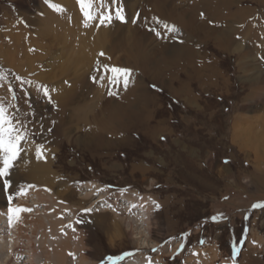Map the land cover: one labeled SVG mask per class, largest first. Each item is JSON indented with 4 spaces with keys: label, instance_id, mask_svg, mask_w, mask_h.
Listing matches in <instances>:
<instances>
[{
    "label": "rangeland",
    "instance_id": "374dc122",
    "mask_svg": "<svg viewBox=\"0 0 264 264\" xmlns=\"http://www.w3.org/2000/svg\"><path fill=\"white\" fill-rule=\"evenodd\" d=\"M116 7L126 22L101 24ZM91 13L0 0V103L27 134L13 189L34 217L63 219L61 264H264V156L248 143L264 135V0H93ZM104 65L130 69L128 86Z\"/></svg>",
    "mask_w": 264,
    "mask_h": 264
},
{
    "label": "bare ground",
    "instance_id": "6f19581e",
    "mask_svg": "<svg viewBox=\"0 0 264 264\" xmlns=\"http://www.w3.org/2000/svg\"><path fill=\"white\" fill-rule=\"evenodd\" d=\"M68 22L69 20H63L64 25L69 26ZM261 124H262L261 129L264 132V122H261ZM263 138L264 135L262 137L261 136L257 138L255 137V140H249L248 142L254 148L253 152L258 157V159L264 156ZM14 171L15 170H13V172ZM28 174L31 175V173ZM8 179L11 181V185H12L11 188L8 189V191H5L3 189V184L0 181V198H2L3 197L2 195L4 194L7 197L9 194H13V197L17 195V198L15 200H12L11 203H9L8 199L6 198H3L4 200L0 199V233H1L0 264H19V259L22 258L23 255L26 256L28 255L27 258L29 259L26 261V263L38 264V258H37L38 253L35 251V248L37 249L42 248L43 250L49 249L51 252L49 254L50 255L52 254V259H49L50 258L49 257L47 258L49 259L48 261H52L55 264L64 263L66 261L65 253L63 252L65 246L64 247L62 246L60 242L62 238L58 234V229L60 227L59 224L62 225L63 219L57 215L58 213L57 211H54L51 208H47V210H43L42 213L36 214L38 217H34L35 215L33 216V213H28L27 211L16 212L12 214V221L11 223H9V212H8L9 207L13 209H17V208L27 209V206H25V203L23 202L26 200V198L19 195V193H21L20 191L15 190L14 192L13 189L14 188L13 185L20 180L19 175H15V172L14 173L11 172ZM42 193L45 197L51 198L52 199L51 201H53V197L51 196L50 192H48L47 190H42V191L40 190L39 192L35 193L36 195L35 200H38V196L39 197L42 196ZM53 204L54 203H52V205ZM138 221H141V219H139ZM7 227H9L10 232L8 234H5L7 233V230H5ZM68 236L69 235H67V237ZM69 240L70 238L68 239V242ZM34 243H37L38 245L35 246ZM140 244L145 246L148 245L149 243L146 242L145 239H141ZM47 259L43 260L42 264H48ZM39 264L41 263L39 262ZM76 264H81V263H76Z\"/></svg>",
    "mask_w": 264,
    "mask_h": 264
},
{
    "label": "snow or ice",
    "instance_id": "6c2138e0",
    "mask_svg": "<svg viewBox=\"0 0 264 264\" xmlns=\"http://www.w3.org/2000/svg\"><path fill=\"white\" fill-rule=\"evenodd\" d=\"M111 2L117 3L118 0H111ZM45 3H48V0H45ZM78 3L80 4V8L84 14L85 19H93L91 13L93 0H78ZM51 6L56 7L55 5ZM113 12L117 19H119L121 22H126L125 17L122 14L123 8L116 7L115 9H109L107 13L102 14L100 16V23L104 24L105 21L110 23L112 20ZM133 23H135V20L133 21ZM158 23L160 22L158 21ZM163 27L170 32L178 31V29L174 25L170 26L168 24H163ZM156 35L160 36V33L156 32ZM100 55H103V53H101ZM99 67L100 66L98 64L97 70H99ZM103 68L105 72L111 73V75L108 76V82L110 84L117 83L122 78L124 87L126 88L128 86L129 76L131 73L130 69L108 65H104ZM4 78V75L0 73V79ZM104 78L105 77L103 75L100 77L101 80H103ZM93 80L95 81L96 77H93ZM9 91L12 92V89L9 88ZM109 94L112 95L113 93L110 92ZM44 95H48L47 89H44ZM16 98V95L13 93L12 99L16 100ZM10 107H15V105L6 106L5 104L0 103V179L3 180V189L5 191H8V189H10L12 186L11 181L8 179V177L11 174V169L14 166V162L18 159L20 152L22 151L21 145L27 138L26 132L23 131V124L18 119V113H10ZM42 148L43 145H37V158H40ZM7 199L9 203H11V201L13 200V194H9ZM157 207H159V205H157ZM257 207L264 208V204L258 203L253 205V208ZM21 211H27V209H13L9 207V223H11L12 221V214ZM85 211H90V209H85ZM211 219L213 221H216L217 217L213 216L211 217ZM182 248L183 245H181V250ZM153 251H155V249H153ZM108 259L112 262V264H115V260L112 257H109ZM116 259H119V257Z\"/></svg>",
    "mask_w": 264,
    "mask_h": 264
}]
</instances>
